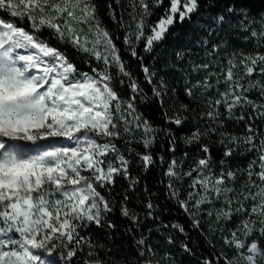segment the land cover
<instances>
[{"label":"snow or ice","instance_id":"1","mask_svg":"<svg viewBox=\"0 0 264 264\" xmlns=\"http://www.w3.org/2000/svg\"><path fill=\"white\" fill-rule=\"evenodd\" d=\"M162 3L154 0L155 6ZM128 7L132 12L125 9L119 18V26L125 28L124 44L140 62L153 97L163 105L168 85L163 77L158 85L153 82L157 72L143 64L137 47L143 42L144 52H152L177 22V15L180 23L191 20L198 0H170L165 16L155 25L145 23L151 15L146 0H128ZM108 8L117 21L112 5ZM0 10L11 18L26 19L30 28L0 17V264H50L45 254L57 248L64 249L60 255L66 264H74L84 246L89 257L84 264H105L98 246L81 230L91 225L115 228L107 219L114 209L104 192H111L118 177L129 181L120 213L139 226L140 217L126 203L139 180L130 176L131 161L125 153L139 157L144 171L155 166L147 150L155 142L156 129L137 107L138 100L147 103L152 97L127 69L94 0H0ZM125 13L130 20H125ZM224 21L221 15L215 23ZM146 27L150 34L145 33ZM240 27L246 40L257 46L264 41V15L254 19L245 13ZM45 29L58 43L83 54L90 71L78 68L64 51L42 38ZM203 43L207 59L191 65L192 72L203 76L194 82L185 80L184 92L193 99L198 96L207 107L202 113L207 126L203 131L197 128L184 142L199 145L204 155L186 171L177 160L168 162L164 173L168 195L190 217L193 228L199 229L206 216L209 232L220 234L219 253L203 264H264V130L257 123L264 124V54L230 50L227 41ZM177 58L183 54L177 53ZM254 74L259 78L254 79ZM117 85L130 90L127 98ZM213 91L216 95L209 96ZM179 107L188 109L187 104ZM165 115L170 123H183L177 114ZM226 121L243 123L245 134L224 130ZM210 135L220 137L224 157L240 149L254 152L255 159L242 173L221 159L220 170L215 171L209 147L201 142ZM117 141H123L124 151ZM134 142L145 152H136L131 147ZM169 150L175 152V147ZM160 161L165 163L164 157ZM238 173L248 177L239 187ZM185 178L190 182L181 198ZM145 206L148 217L155 219L151 200ZM234 216L239 218L235 228H225L223 224ZM171 227L185 233L178 223ZM136 245L141 264H159L151 259L154 250L145 248L143 238ZM182 247L191 251L187 244Z\"/></svg>","mask_w":264,"mask_h":264},{"label":"trees","instance_id":"2","mask_svg":"<svg viewBox=\"0 0 264 264\" xmlns=\"http://www.w3.org/2000/svg\"><path fill=\"white\" fill-rule=\"evenodd\" d=\"M146 2L149 4L151 15L146 18L145 23L146 25H155L160 18L165 16V11L170 6V0H163L159 6H155L154 0H146ZM94 3L102 24L109 30L120 49L127 69L144 89V93L152 97L147 103H141L138 100L137 107L143 118L147 119L156 129L155 142L147 150L152 154L156 163L155 166L144 171L139 157L125 153L126 158L131 161L130 176L139 180L135 191L128 192L129 199L126 202L129 209L140 217L138 227L120 213L121 199L125 195L129 181L126 178L118 177L111 192H104V195L112 202L114 209L107 219L115 225V228L91 225L82 229L81 235L89 237L98 246L96 250L105 264H141L143 258L140 257L136 245V241L141 238L145 240V248L151 246L154 250V256L151 259L159 261V264H203L205 259H213L219 253L222 246L220 234L209 232V221L206 216L202 218L199 229L192 227L190 217L178 207L174 199L169 198L168 177L164 175L168 162L171 160H177L181 164L182 170L186 171L194 166L197 158H202L204 155L200 151L199 145H188L184 142V139L190 137L197 128L203 131L207 126L202 113L208 110L205 105L200 103L198 96L193 99L185 94V80L194 82L202 78L203 73L192 72L191 65L202 63L207 59L205 56L206 45L203 43L205 40L208 41V46L227 41L230 50H238L245 54L256 52L264 54V41L260 46H257L254 41L246 40V33L240 27L242 16L245 13L254 19L264 15V0H198V10L192 14L191 20L186 19L180 23L177 18V22L169 27L165 38L154 46L152 52H144L143 42H141L137 47V53L143 57L144 65L157 72V77L153 82L158 85L159 77H163L168 85L167 94L162 97L163 105L153 97L152 86L145 82L140 62L131 57L127 51L128 46L124 44L125 28L119 26V18L125 9L127 12H132V8L128 7V0H119L121 6H118L116 0H94ZM109 4L112 5V9L116 13L117 21H113L111 18ZM229 8H232L233 11L229 12ZM221 15L225 16V21L218 25L215 20ZM0 17L13 19L18 26L30 30L26 19L11 18L5 10H0ZM125 20H130L126 13ZM145 33L150 34L147 27ZM42 38L47 39L52 46L64 51L78 68L90 71L85 63V56L67 44L58 43L55 37L50 35L49 30H43ZM177 53H182L183 58H177ZM253 78L259 77L254 74ZM123 79L127 81L126 77ZM221 90H223V85H221ZM117 91L125 98L130 94V90L126 88L121 90L119 85H117ZM208 95L215 96L216 93L213 91ZM251 95L255 98V94ZM181 104H187L188 109L185 111L180 108ZM221 112H223V108H221ZM165 114L168 117L177 114L182 118L183 123L180 126L170 123ZM257 123L264 130V124L259 121ZM224 130L237 136L245 134L244 124L235 121H226ZM201 142L209 147L215 171L220 170L221 159L226 160L227 167L240 170V173L255 159L254 152H245L240 149H237L232 157H224L225 147L220 143V137L217 135L202 138ZM117 144L121 151H124L123 141H117ZM131 147L136 152H145L143 146L138 143H133ZM171 147H175V152L169 150ZM228 147H233V145L229 144ZM161 156L164 157L165 163H161ZM256 170L258 171V169ZM240 173H238L236 181L237 187L248 179L246 174ZM253 179L255 180L256 177L253 176ZM189 182V178L184 179L181 198L186 194ZM149 200L154 205L152 215L155 219L147 215L149 210L145 205ZM238 222L239 218L236 216L231 220L233 226ZM177 223L184 227L185 233H180L171 227ZM169 239L172 243H169ZM183 244H187L191 251H184ZM100 245L103 247H99ZM62 251L64 249L57 248L52 253L55 260H60ZM87 251V246H84V251L79 252L78 256L73 258L74 264H84V261L89 259L86 256ZM229 254L231 255V253Z\"/></svg>","mask_w":264,"mask_h":264},{"label":"rangeland","instance_id":"3","mask_svg":"<svg viewBox=\"0 0 264 264\" xmlns=\"http://www.w3.org/2000/svg\"><path fill=\"white\" fill-rule=\"evenodd\" d=\"M177 18H178V15H177ZM134 143H135V142H134ZM217 206H219V205H217ZM245 206L248 207L249 204H246ZM206 207H207V206H206ZM253 219H256V217L253 216ZM229 222H230V223H229ZM229 222L224 223L223 226H224L225 228H235L236 225L233 226V225L231 224V221H229ZM257 227H259V225H257ZM256 234H257V233H256ZM256 234H254V235H256ZM52 253H53V252H52ZM52 253H50V254H49V253H46V254H45V258L49 260L50 264H52L53 261L55 262V264H66V262L64 261V259H63V257H62L61 255H60V260L58 261V260H55V259H54Z\"/></svg>","mask_w":264,"mask_h":264}]
</instances>
